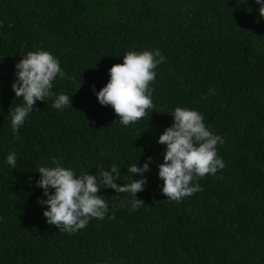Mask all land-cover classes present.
<instances>
[{
  "label": "trees",
  "instance_id": "trees-1",
  "mask_svg": "<svg viewBox=\"0 0 264 264\" xmlns=\"http://www.w3.org/2000/svg\"><path fill=\"white\" fill-rule=\"evenodd\" d=\"M255 0H0V264H264V18ZM55 56L53 93L62 111L38 101L17 132L14 65L29 51ZM159 49L152 108L127 127L98 92L126 51ZM209 89L212 93L209 94ZM72 106V107H71ZM188 107L224 143L225 167L180 202L161 193L157 138L171 111ZM16 153L15 168L5 163ZM153 163L129 210V193L104 189L109 211L74 233L43 216L37 166L52 160L78 175L115 164ZM140 158V159H139ZM134 179H140L138 174Z\"/></svg>",
  "mask_w": 264,
  "mask_h": 264
},
{
  "label": "clouds",
  "instance_id": "clouds-1",
  "mask_svg": "<svg viewBox=\"0 0 264 264\" xmlns=\"http://www.w3.org/2000/svg\"><path fill=\"white\" fill-rule=\"evenodd\" d=\"M259 5L257 12L264 18V0H255ZM165 60L159 49L126 51L123 62L108 69V82L98 92L93 86L98 103L111 106L119 117L118 123L127 127L143 118L152 108V89L158 65ZM14 81L11 85L18 104L9 109L10 127L15 134L24 125L26 118L33 113L38 101L48 102L51 107L62 111L71 105L72 96L65 92L53 93V81L62 70L58 59L42 49L29 51L14 65ZM212 89H209V94ZM72 107V106H71ZM173 123L158 136L157 143L164 146L163 162L158 164V178L163 181L160 191L167 200L180 202L183 198L201 191L196 182L206 174L215 175L225 164L217 153V145L223 144V138L214 134L204 123V116L195 109L175 107L171 111ZM140 159V158H139ZM5 163L15 168L17 158L10 152ZM136 163L126 165L128 183L121 181V168L115 164L107 169L101 168L95 175L77 174L71 167H64L60 161L52 160L51 166H37L39 178L35 186L42 189L44 199H38L43 216L49 225L56 226L60 232L74 233L87 226L90 219H103L109 211V205L103 196L98 195L101 186L113 189L117 193H129L126 201L130 211L143 206L137 199V193L147 184L144 175L150 171L153 163L148 157L142 166ZM138 174L140 179H134Z\"/></svg>",
  "mask_w": 264,
  "mask_h": 264
}]
</instances>
